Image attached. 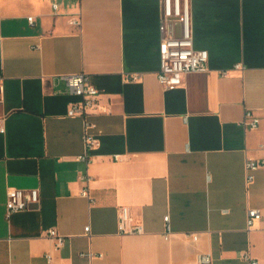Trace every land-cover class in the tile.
I'll use <instances>...</instances> for the list:
<instances>
[{
    "label": "crops",
    "instance_id": "crops-1",
    "mask_svg": "<svg viewBox=\"0 0 264 264\" xmlns=\"http://www.w3.org/2000/svg\"><path fill=\"white\" fill-rule=\"evenodd\" d=\"M189 4L207 69L164 87L161 0H0V264H264V224L246 228L248 208L264 214V167L247 186L244 166L264 157V0ZM80 72L99 89L89 161L63 78ZM8 187L39 201L7 215ZM121 205L143 233L118 232Z\"/></svg>",
    "mask_w": 264,
    "mask_h": 264
},
{
    "label": "built area",
    "instance_id": "built-area-1",
    "mask_svg": "<svg viewBox=\"0 0 264 264\" xmlns=\"http://www.w3.org/2000/svg\"><path fill=\"white\" fill-rule=\"evenodd\" d=\"M161 10L159 16V57L160 68L157 72L158 80L164 87H172L184 82L185 77L190 72L205 71L207 69L208 51L206 49L195 48L193 43L191 15L189 0H161ZM52 7L55 10L57 3L53 2ZM29 22L33 21L32 16H28ZM78 24V19L71 21ZM174 22L180 24V33L173 31ZM236 64L235 67H238ZM227 73V70L223 71ZM70 91L77 98L73 99L68 107V115H80L83 117V139L85 151L79 156V159L89 161L87 150L98 145V140L91 129L95 126L93 122L87 119V110L98 104L99 89L90 82L87 74L80 72L76 74L63 75ZM4 85L0 77V100L3 97ZM258 117L251 111H246L243 124L247 127H254L258 124ZM3 128L0 127V130ZM118 155H116L117 157ZM246 185L253 181V171L259 167H264V157L261 159L249 158L245 161ZM82 195L89 197L88 189H82ZM40 198L39 189L8 187L6 191V213L7 215L14 211L24 210L32 204H37ZM166 231L163 236L168 238L170 235L169 215H164ZM258 223L264 224V214L257 208H248L246 213V228H254ZM117 230L120 234H141L144 227L140 222L133 219L130 209L126 205L119 206ZM84 231L88 233L89 226H85ZM47 235L55 239V248H59L64 240V236L58 235L54 228L47 231ZM192 239L196 240L197 233H188ZM84 254V253H81ZM93 256V253H88ZM98 256H101L98 254ZM248 259L249 264H261L259 260L250 257L248 253L243 255ZM50 259V256L48 255ZM199 263H208L210 257L208 254H199L197 256Z\"/></svg>",
    "mask_w": 264,
    "mask_h": 264
}]
</instances>
